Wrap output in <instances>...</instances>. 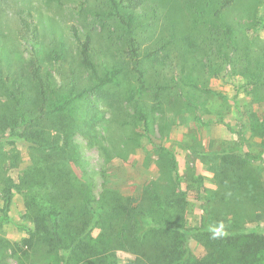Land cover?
Segmentation results:
<instances>
[{"label": "rangeland", "instance_id": "1", "mask_svg": "<svg viewBox=\"0 0 264 264\" xmlns=\"http://www.w3.org/2000/svg\"><path fill=\"white\" fill-rule=\"evenodd\" d=\"M263 2L238 0L225 10L222 21L232 28L225 36L213 16L220 0H143L138 24L142 47L162 50L143 59L142 88L127 66L124 32L109 0H0V56L8 67L31 60L30 47L20 37H31L21 31L25 20L37 28L33 40L54 81L66 79L71 63L83 84L90 85L93 78L79 65L72 29L82 39L90 35L97 72L106 73L114 63L123 68L103 92L106 100L99 113L104 121L94 131L79 120L73 137L88 162L95 195L117 191L139 206L146 189L155 184L167 194L172 182L165 151H170L186 198L184 211L174 218L189 228L200 227L205 207L215 224H239L264 234ZM63 44L65 60H47ZM11 152L18 154L10 171L17 181L33 158L26 145ZM2 205L0 196V219ZM24 213L22 197L15 193L8 209L11 221L0 220L1 238L13 243L29 238L18 226L25 224ZM189 247L199 257L204 253L193 240ZM48 251L37 244L26 263L53 264ZM133 259L118 250L115 264ZM7 262L17 264L10 257Z\"/></svg>", "mask_w": 264, "mask_h": 264}, {"label": "trees", "instance_id": "2", "mask_svg": "<svg viewBox=\"0 0 264 264\" xmlns=\"http://www.w3.org/2000/svg\"><path fill=\"white\" fill-rule=\"evenodd\" d=\"M236 1L220 0L213 14L216 28L225 36L232 33V28L223 23L222 15ZM109 2L124 32L127 66L142 88L146 71L143 59L162 49L142 47L138 24L143 0ZM22 22L21 31L31 34L28 39L25 33L20 36L30 47L31 60L8 67L0 56V220L11 221L8 209L13 195L20 194L25 224L18 226L27 231L29 238L13 243L0 237V264H8L9 257L17 264H27L30 251L39 243L49 249L53 264H115L118 250L135 256L128 264H264V234L239 224H215L205 207L200 227L189 228L174 218V213L184 211L186 198L176 156L170 151H165L172 182L167 194L155 184L146 189L139 206L128 198L124 200L117 191L104 190L97 197L88 162L73 137L79 120L85 129L94 131L104 121L99 113L100 104L106 100L103 92L119 79L123 68L114 63L106 73L99 74L92 60V37L82 39L73 28L79 65L91 73L92 84H83L71 63L66 79L54 81L52 70H45L33 40L37 28ZM66 53L63 44L47 60H65ZM82 103L87 104L86 109ZM18 145H26L33 162L19 172L16 181L10 171L17 166L18 154L14 157L11 151ZM157 211L160 215L155 214ZM95 229L99 230L97 236L93 235ZM190 240L203 249L202 256L191 251Z\"/></svg>", "mask_w": 264, "mask_h": 264}]
</instances>
